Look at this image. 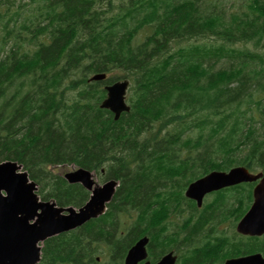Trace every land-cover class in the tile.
<instances>
[{"label":"trees","instance_id":"obj_1","mask_svg":"<svg viewBox=\"0 0 264 264\" xmlns=\"http://www.w3.org/2000/svg\"><path fill=\"white\" fill-rule=\"evenodd\" d=\"M28 1L31 15L18 22L21 6L0 0V161L21 163L41 198L60 206L87 198L61 167L120 179L108 215L49 239L43 264H88L104 242L119 264L142 235L155 243L153 259L175 250L183 264L220 249L264 253V236L226 250L219 222L202 214L188 230L166 219L195 176L179 183L183 168L264 175V0ZM247 43L253 49L236 46ZM97 73L106 78L88 79ZM123 79L130 110L114 120L99 104L103 86ZM237 187L229 198L243 211L251 185Z\"/></svg>","mask_w":264,"mask_h":264},{"label":"water","instance_id":"obj_2","mask_svg":"<svg viewBox=\"0 0 264 264\" xmlns=\"http://www.w3.org/2000/svg\"><path fill=\"white\" fill-rule=\"evenodd\" d=\"M105 74H94L89 80H103ZM128 81H116L106 85V96L100 107L108 109L117 120L122 112L129 111L125 101ZM21 165L16 162L0 163V264H35L40 258V246L49 237L81 225L91 217H97L105 210L114 192L116 181L94 185L91 172L85 169L67 171L64 178L68 183H81L90 191L88 200L79 208L57 207L54 201H40L35 193L36 184L29 181L27 172L17 173ZM253 188V202L237 224V231L243 234L264 233V177L261 173L251 174L244 167L231 168L228 172L213 171L191 183L186 195L197 200L204 193L239 182L258 180ZM5 192V195L1 194ZM147 238L138 240L128 251L125 264H137L146 257ZM171 252L156 264H174ZM145 264H149L146 262ZM224 264H264V258L253 255L229 259Z\"/></svg>","mask_w":264,"mask_h":264},{"label":"flooded vegetation","instance_id":"obj_3","mask_svg":"<svg viewBox=\"0 0 264 264\" xmlns=\"http://www.w3.org/2000/svg\"><path fill=\"white\" fill-rule=\"evenodd\" d=\"M181 170L183 171V175L181 177L177 178L179 180V183L189 172H191L193 170L202 171L201 168L194 167L192 165H190L187 168H183ZM164 182H166L168 186H170L171 184H174V185L178 184L176 179H175V175L171 176L168 179H165ZM217 196H218L217 192H212V193L206 194L204 196V201H205V199H208L209 202L205 205V211L203 212L202 216L203 217H208L209 220H213V221H216V222H219V223L228 222L227 225H226V228H228L229 231L230 230L232 231L231 222L237 221L239 219V217H240L239 208H238V206L233 207L231 205L232 200H234L233 198H231V199H227V201L225 203V212H223L222 210H216V207L219 206V203L221 202V199H216L215 200V198ZM217 228L220 229L219 225H218ZM232 238H233V236H232ZM232 256H238V255H231V256H228L227 258L232 257ZM42 258H43V255H42ZM96 260H97V257H95V261L90 262L88 264H100V261L99 260L96 261ZM42 262L43 261H41L40 263L42 264ZM205 262H206V260H204L203 263H201V264H205ZM103 264H107V263L103 262ZM119 264H122V263L120 262ZM138 264H144V263L140 262Z\"/></svg>","mask_w":264,"mask_h":264},{"label":"rangeland","instance_id":"obj_4","mask_svg":"<svg viewBox=\"0 0 264 264\" xmlns=\"http://www.w3.org/2000/svg\"><path fill=\"white\" fill-rule=\"evenodd\" d=\"M231 2L233 4L234 3V0H231ZM20 6H21V8L20 9H17L21 13L19 17H16V19L18 20V22L22 21V19L24 17H27L28 18L29 17V14L31 15L30 11H32V8H33L32 5L29 3L28 0H15L14 6H12V8H10V9L13 11L17 7H20ZM10 44H12V42H10ZM236 46H238L239 48H241L242 46H245L248 49H253V46L251 45V43H247L245 45L237 44ZM225 227H226V225H225ZM226 249H227V247H226ZM220 257L218 258V262H219L218 264H220ZM208 261H206L205 264H213L212 260H208Z\"/></svg>","mask_w":264,"mask_h":264},{"label":"bare ground","instance_id":"obj_5","mask_svg":"<svg viewBox=\"0 0 264 264\" xmlns=\"http://www.w3.org/2000/svg\"><path fill=\"white\" fill-rule=\"evenodd\" d=\"M89 79V78H88ZM102 168V167H101ZM94 170V169H93ZM120 180V179H119Z\"/></svg>","mask_w":264,"mask_h":264}]
</instances>
